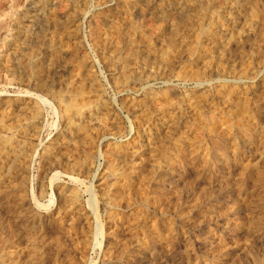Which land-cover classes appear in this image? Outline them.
I'll list each match as a JSON object with an SVG mask.
<instances>
[{
	"label": "rangeland",
	"instance_id": "374dc122",
	"mask_svg": "<svg viewBox=\"0 0 264 264\" xmlns=\"http://www.w3.org/2000/svg\"><path fill=\"white\" fill-rule=\"evenodd\" d=\"M131 2L0 0V264H264V0Z\"/></svg>",
	"mask_w": 264,
	"mask_h": 264
},
{
	"label": "bare ground",
	"instance_id": "6f19581e",
	"mask_svg": "<svg viewBox=\"0 0 264 264\" xmlns=\"http://www.w3.org/2000/svg\"><path fill=\"white\" fill-rule=\"evenodd\" d=\"M117 4H118V13L122 14L123 16H125L124 21L129 22V11L132 8L133 4L131 2V0H117ZM230 6V5H229ZM33 18V17H32ZM29 21V20H28ZM120 26V25H119ZM121 27V26H120ZM118 26H114L112 29L114 30V32H117V30H120ZM18 28V27H17ZM16 28V29H17ZM25 28V27H24ZM29 28V27H28ZM18 30V29H17ZM16 30V31H17ZM118 33V32H117ZM21 35V31L19 30L18 32V36ZM16 36V35H15ZM24 37V34H23ZM28 37V36H27ZM214 41V40H213ZM18 43V42H17ZM15 43V44H17ZM19 44V43H18ZM33 57V56H32ZM31 58V57H30ZM33 68L35 69L34 73H35V77L37 75V77L39 76L38 73V66L35 64L33 66ZM202 71V70H201ZM196 74V73H195ZM42 75V74H41ZM195 76V75H194ZM126 84V83H125ZM79 93V92H78ZM22 102V101H21ZM24 106V105H23ZM22 107V105H21ZM13 108V107H11ZM19 108V107H18ZM8 109V108H7ZM15 109V108H14ZM18 110V109H17ZM16 111V110H15ZM17 112V111H16ZM15 112V113H16ZM18 113V112H17ZM28 113V112H27ZM13 114V113H12ZM21 114V113H20ZM5 115V114H4ZM15 115V114H14ZM3 118V116H1ZM14 118H16L14 116ZM13 118V119H14ZM2 120V119H1ZM23 120V119H22ZM1 122V121H0ZM14 123V122H13ZM12 122L9 121V123L7 122L5 124V122L2 124H0V171L3 169V164H4V159L3 158H16L17 154H19L18 152H23L22 148L17 149L16 147L13 148L12 145L9 143V139L7 138H11L15 137L16 135H18V133L20 132V130L18 128H16V126L13 124ZM21 125V124H20ZM24 125V124H23ZM18 126V125H17ZM22 126V125H21ZM23 128V127H22ZM25 128V125H24ZM33 132V131H32ZM22 133V132H21ZM23 147V146H22ZM28 152V151H27ZM31 153V152H30ZM6 160V159H5ZM10 161V160H8ZM12 162V161H11ZM8 164V163H7ZM8 166V165H7ZM52 168V167H51ZM5 169V168H4ZM53 169V168H52ZM1 173V172H0ZM1 175V174H0ZM58 175V174H56ZM55 174L53 175V177L50 179V182H52V180L54 179V177L56 176ZM22 193L19 190V188H16L13 190V192L6 197V202H7V207L10 208H19L22 205ZM5 198V197H4ZM9 203L11 205H9ZM13 205V206H12ZM24 208V206H23ZM16 225V224H15ZM37 241V240H36ZM14 261V260H13ZM13 264V263H11Z\"/></svg>",
	"mask_w": 264,
	"mask_h": 264
}]
</instances>
